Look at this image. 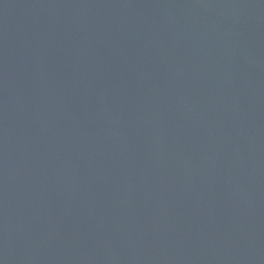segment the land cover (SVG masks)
Here are the masks:
<instances>
[{"label": "water", "instance_id": "water-1", "mask_svg": "<svg viewBox=\"0 0 264 264\" xmlns=\"http://www.w3.org/2000/svg\"><path fill=\"white\" fill-rule=\"evenodd\" d=\"M0 264H264V0H0Z\"/></svg>", "mask_w": 264, "mask_h": 264}]
</instances>
